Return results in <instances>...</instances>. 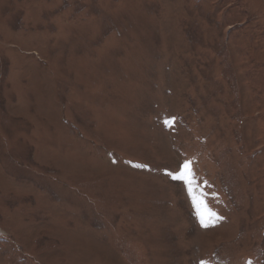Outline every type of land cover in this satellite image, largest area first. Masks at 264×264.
I'll return each mask as SVG.
<instances>
[{
  "label": "rangeland",
  "instance_id": "rangeland-1",
  "mask_svg": "<svg viewBox=\"0 0 264 264\" xmlns=\"http://www.w3.org/2000/svg\"><path fill=\"white\" fill-rule=\"evenodd\" d=\"M202 261L264 264V0H0V264Z\"/></svg>",
  "mask_w": 264,
  "mask_h": 264
},
{
  "label": "snow or ice",
  "instance_id": "snow-or-ice-1",
  "mask_svg": "<svg viewBox=\"0 0 264 264\" xmlns=\"http://www.w3.org/2000/svg\"><path fill=\"white\" fill-rule=\"evenodd\" d=\"M190 175H191V172H190V169H189V165L186 163L184 165V171L181 172L179 177H174V178L181 179V180L185 181L186 183L190 184V180L188 179V177ZM189 191H191V188H189ZM197 210H198V215L200 217L201 225L204 226V227H207L208 223H206V221H205L204 214L199 211V205H197ZM210 215H212V214H210ZM201 264H205V262L202 261Z\"/></svg>",
  "mask_w": 264,
  "mask_h": 264
}]
</instances>
